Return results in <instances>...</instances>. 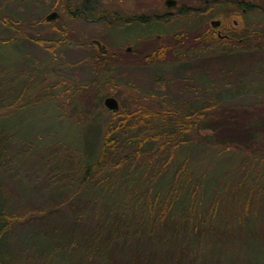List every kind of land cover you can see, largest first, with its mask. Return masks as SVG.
<instances>
[{
	"label": "rangeland",
	"instance_id": "obj_1",
	"mask_svg": "<svg viewBox=\"0 0 264 264\" xmlns=\"http://www.w3.org/2000/svg\"><path fill=\"white\" fill-rule=\"evenodd\" d=\"M60 1L0 0V73L8 82L16 78L20 84L24 82L28 88L17 89L15 86L10 88L8 86L6 93L0 95V101L3 103L14 101L13 105L5 107H1L0 104L2 108L0 120L5 126L2 137L11 148L4 154L3 165L6 167L0 170V179L5 184L9 205L15 213L17 211L23 214L31 208L35 210L28 215L30 217L28 222L21 220L1 242L0 249L3 255H0V261L6 264L96 263L93 260L88 261L89 257L86 254L94 247L91 232L100 220L96 219L95 211L103 204L100 202L98 192L104 188L99 184L85 185L87 188L74 194L72 200L63 201L80 185L78 156L67 151L68 149L65 150L63 143L68 142L71 146L81 148L86 136L82 132L85 125L98 123L102 128L107 126L111 114L103 104L106 97L114 96L120 106L133 104V97L150 94L148 91L153 88L156 79L162 82L158 87L163 92L177 93L184 83L175 80L177 64L185 61L196 66L205 65L203 62L206 57L231 50L232 45L228 37H221L225 33L229 36L237 35L238 42L239 40L241 43L248 42L245 54H251L252 57L248 62L243 56L242 58L239 56L238 59L236 57L238 67L227 77L236 80L234 81L236 85L243 82V88L236 91L223 89L220 92H224V99L237 102L241 108L243 106L248 109L254 106V101L264 98V9L257 5L260 3L264 6V0H240L258 6L251 10L235 5L233 0H216L211 15L210 12L201 11L180 15L181 7L185 6L188 12L190 8L193 11V7L190 6L198 0H176V4L169 7L166 0H100V4L101 1L107 3L111 11L108 9L107 17L92 21L88 17L79 20L70 15V12H61L57 9L58 6L50 7L55 2L61 3ZM209 1L212 0H201L200 3L202 5L203 2ZM32 11L35 15L34 21H29L27 25L21 20L17 21L19 24L16 28H9L1 20L3 14L13 18V12L30 15ZM52 11H57L59 16L54 20L45 21L46 16ZM113 11L122 12L124 16H131L133 19L155 13L170 19L165 22L158 21L157 25L129 24L124 20L112 21ZM213 20H220L221 24L215 27L212 24ZM62 27L67 28L68 34L64 41L56 45L60 41L59 31ZM208 27L216 33L215 40H197ZM157 29L159 31L156 32ZM261 29V33L253 36L254 32H260ZM153 31L154 34L150 35L149 33ZM17 34H26L27 37L18 38L15 36ZM181 36L183 38L180 42ZM12 37L13 41L4 45V41ZM31 37L47 38L49 41L45 44L36 43ZM93 39L101 40L99 47L107 46L106 52L110 51L111 57L114 54L112 82L109 85L101 81L102 90L105 91L101 106L95 103L97 95L95 87L98 85L91 82L102 73L101 66L96 64L94 57L97 50L101 52L102 50L95 45H89ZM159 50L165 52L164 59L147 60V57L152 59ZM203 70L210 68H202L197 72L201 73ZM212 71L213 76L219 77L218 70ZM220 80L221 89L225 88L223 84L227 80L223 78ZM168 84L172 88H169ZM226 87L233 88V85L228 84ZM182 92V95L172 93L171 96H180L179 102L186 108L196 103V100L206 101V96L212 100L219 93L216 90L204 93L202 88L191 89L190 86L183 87ZM83 102L86 105H82ZM75 105H79V108L74 107ZM89 111L100 113L95 116ZM211 146V143L201 142L189 150L192 157L198 161L195 164L197 168L204 164L206 165L204 171L231 167L233 170L225 172L229 177L233 171H242L244 175L247 174V169H251L249 165L252 166V163L249 162H254V157L250 150L232 147L230 151L215 156L213 154L216 146ZM206 157L210 159L207 160ZM241 158H246L249 164L240 165ZM171 174L167 176L170 177ZM115 180H121L125 184L124 173L116 174ZM106 190L105 193L112 195L116 200L127 201L120 192L121 189L110 188L113 193L107 187ZM232 194L233 204L228 203L227 210L230 219L236 212L238 215L245 213V210L241 209L244 207L241 205L244 202L241 199L243 191H235ZM88 201L90 202L87 203ZM85 203L86 209L82 207ZM140 212L141 210H137L133 215H128L129 217L127 214L123 216V223L117 235L127 233L133 241L140 238L142 242L138 244L142 243L141 258L149 256L154 264H163L162 260L155 256L158 254L143 255L144 242L154 233L150 234L148 229L150 223L143 220L144 215ZM131 217L133 221L129 222ZM14 218L15 216H12L9 219ZM75 219L78 220L79 227L76 229L75 224V232L70 239L65 231L74 226L72 223ZM9 222L13 224L12 221ZM259 226L264 244V219L260 221ZM224 234L227 236H223L224 243L221 247L225 253L220 264H250L252 258L248 262L227 259L228 255H235L237 251L244 249L241 243L247 233L244 231L238 235L239 237L233 233L228 235L225 231ZM213 246L216 247V244L213 243ZM188 250L192 252L184 253L183 264L194 262V256L197 254L192 249ZM258 252L263 256V251ZM103 263L99 257L97 264ZM200 263L206 264L202 257Z\"/></svg>",
	"mask_w": 264,
	"mask_h": 264
},
{
	"label": "trees",
	"instance_id": "obj_2",
	"mask_svg": "<svg viewBox=\"0 0 264 264\" xmlns=\"http://www.w3.org/2000/svg\"><path fill=\"white\" fill-rule=\"evenodd\" d=\"M198 1L194 3L195 5L190 6L193 7V11L190 8L188 12L185 6L181 7L180 15L193 14L197 11L210 12L211 15V9L216 0H212L213 3L212 1L203 2L202 5L201 0ZM60 2H55L50 7L58 6L57 9L61 12H70V15L79 20L86 19V17L99 20L107 17V11L110 10L108 4L102 1L100 4V0H61ZM233 2L246 10L258 7L255 4L253 6L252 2L240 0H233ZM257 5L264 9L262 4ZM13 14V18L5 14L1 16V20L9 28H16L19 24L17 21L22 20L24 25H27L35 18L33 11L30 12V15L27 13L19 15L17 12H13ZM115 14L112 21L123 22L124 20L129 24L151 25L153 23L157 25L158 21L165 22L170 19L156 13L134 19L131 16H124L122 12ZM42 20L44 21V18ZM45 21L47 20L45 19ZM211 30L210 27L206 28L205 33L199 35L197 40L210 39L214 41L217 36L214 30ZM261 31L262 29L260 32H254L253 36L258 35ZM154 32L149 34L153 35ZM59 33L60 41L56 45L66 39L67 28L62 27ZM15 36L18 38L27 37L26 34ZM179 38L181 42L183 36ZM31 40L44 44L49 41L47 38L35 39V37H31ZM12 41L13 37L4 41V45ZM228 41L231 42L230 49L232 51L228 50L206 57L203 62L205 65L198 64L200 68L196 64L185 61L177 64L175 80L184 82L177 93L163 92L158 87L162 85V82L156 79L153 88L148 91L150 94H143L138 98L133 97V104H121L118 110L109 111L111 118L106 127L102 128L98 123H86L87 125L83 127L85 130L82 131L86 136H84L81 148L71 146L68 142L63 143L65 150L68 149L67 151L78 156L77 160L80 161L78 180L80 185L63 201L72 200L74 194L76 195L77 192H82L87 188L84 187L85 185L99 184L104 188L98 192L100 202L103 204L95 211L96 219L100 220H98L94 231L91 232L92 240L95 243L94 247L90 249L91 251L86 254L89 257L88 261L93 260L97 264L98 258L101 257L104 261L103 264H154L149 256H145L146 259L145 257L141 258L142 243L138 244V242H142L140 238L134 242L127 233L122 236L117 235V231L123 223V216L126 214L131 216L137 210H141V215H144L143 220L150 223L148 228L150 234L154 233L153 236L145 240L143 255L158 254L154 255L162 260L163 264H183L184 253L192 252L188 249L197 252L194 262L191 264H202L200 263L201 257L206 264H220L225 253L221 247L224 243L223 236H227L224 231L228 235L233 233L236 236L244 231L247 233L241 243L244 249L240 250L243 252L239 250L235 255H231L229 251L228 260L241 259L248 262L252 258L250 264H264V244L259 226L260 221L264 219V98L254 101V106L248 109L243 106L241 108L237 102L224 99V92H220L223 89L236 91L243 88V82L236 85L234 83L236 80L229 77L238 67V57L242 58L243 56L247 62L252 57L251 54H245L248 42L241 43L239 40V43L237 35L234 34L228 37ZM89 45L94 44L90 43ZM163 50L154 54L152 59L147 57V60L164 59L165 52ZM97 51L94 57L96 64L101 66L100 72L102 73L97 78L94 77L91 83L98 85L95 87L97 88L95 103L101 106L102 97L105 94L101 87V81L111 84L114 62L113 56L109 55L110 51L108 53ZM202 68H210V70L197 72ZM212 70H218L219 77L213 76ZM227 75L229 76L227 77ZM220 78L227 80L223 84L225 88L221 89ZM24 84V82L20 84L16 78L8 82L0 73V95L6 93L8 86L9 88L15 86L17 89H28ZM228 84L233 85V88L226 89ZM186 86H190L191 89L202 88L204 93H208L210 90H216L219 93L212 100L206 96V101L198 100L197 102L196 100V103L186 108L180 104L178 98L180 96H171L172 93L182 95L183 87ZM111 87L113 86L111 85ZM7 103L0 101L1 107L13 105L14 101L11 100ZM82 105L86 104L83 102ZM89 112L94 113L95 116L100 113ZM2 122L0 120V170L6 167L3 165L4 154L8 149H11L2 137V131L5 128ZM203 131L206 132L203 133ZM201 142L211 143V147L216 146V151L213 154L215 156L230 151L232 147L250 150L254 157V162H249L252 163V166L249 165L251 169H247V174L244 175H242V171H233L229 177L225 172L233 170L231 167L224 170L219 167L217 171H204V166H206L204 164L197 168L195 164L198 161L192 157L189 150ZM179 155L182 157L180 158ZM246 161H248L246 158H241L240 165L249 164ZM122 172L126 179L125 184L121 180L114 181V176L118 173L122 174ZM169 173H172L170 177L167 176ZM240 176L244 177L241 179ZM4 185L0 179V248L1 242L7 238L16 225L21 220L28 222L30 218L28 215L35 211L30 207L28 212L21 214L16 211L15 213L9 205L10 200ZM106 187L109 190L110 188L121 189L120 192L127 201L120 202L112 195L105 193L107 192ZM239 190L243 191L241 199L244 202L241 205L244 207L241 209L245 210V213L238 215L239 213L236 212L230 219V213L227 212L228 203L232 202L233 204L232 193ZM105 202L111 204L108 205ZM82 207L86 209L87 204L85 203ZM226 207L227 209H225ZM117 209L121 211L117 212ZM80 212L82 213V211ZM12 216L15 218L9 219ZM9 220L13 222L12 225ZM130 221H133V217ZM72 224L74 226L65 231L70 239L73 238L74 227L76 225V229L79 227V222L76 219ZM107 231H109L108 234H105ZM90 240L91 238L88 239V241ZM213 243L216 244V247L213 246ZM258 251H263V256L259 255ZM0 255H3L1 249ZM90 258L92 259L90 260Z\"/></svg>",
	"mask_w": 264,
	"mask_h": 264
},
{
	"label": "water",
	"instance_id": "obj_3",
	"mask_svg": "<svg viewBox=\"0 0 264 264\" xmlns=\"http://www.w3.org/2000/svg\"><path fill=\"white\" fill-rule=\"evenodd\" d=\"M166 4L168 6H172V5H175L176 4V0H166ZM58 12L57 11H52L51 13H49L47 16H46V19L48 21L50 20H54L58 17ZM212 24L215 26V27H218L220 24H221V21L220 20H213L212 21ZM93 43H97L98 45L101 44V42L98 40V39H93L92 41ZM101 48L104 50L105 49V46L101 45ZM105 104L106 106H108L110 109L112 110H115L116 108H118V100L117 98H115L114 96H108L106 97L105 99ZM0 264H6V263H3L0 261Z\"/></svg>",
	"mask_w": 264,
	"mask_h": 264
},
{
	"label": "flooded vegetation",
	"instance_id": "obj_4",
	"mask_svg": "<svg viewBox=\"0 0 264 264\" xmlns=\"http://www.w3.org/2000/svg\"><path fill=\"white\" fill-rule=\"evenodd\" d=\"M85 1H88V0H85ZM113 13H114V14H113V17H114V16L116 15L115 13H119V12H118V11H115V12L113 11ZM95 19H96V18H90L91 21H92V20H95ZM87 20H89V19H87ZM226 36H227V37H230L229 35H226L225 33L221 35V37H226ZM100 41H101V40H100ZM101 42H102V41H101ZM93 44H94L97 48H99L100 50H102L103 52H106V51L108 50V47H107V46H106L107 48L105 47V49L103 50L102 48L99 47V45H98L97 43H93ZM131 50H132V49H131ZM113 57H114V54H113ZM113 62H114V59H113ZM113 68H114V67H113Z\"/></svg>",
	"mask_w": 264,
	"mask_h": 264
},
{
	"label": "bare ground",
	"instance_id": "obj_5",
	"mask_svg": "<svg viewBox=\"0 0 264 264\" xmlns=\"http://www.w3.org/2000/svg\"><path fill=\"white\" fill-rule=\"evenodd\" d=\"M168 6V5H167ZM169 7V6H168ZM168 7H166L167 9H169ZM59 16V15H58ZM47 20V19H46ZM48 21V20H47ZM157 28H159V26H157ZM158 30V29H157ZM93 43V42H92ZM106 99V98H105ZM105 99L103 100V104L105 105V107H107V109L110 111V112H114L116 110H118L120 108V103L118 102V108H116L115 110H112L110 109L108 106H106L105 104Z\"/></svg>",
	"mask_w": 264,
	"mask_h": 264
}]
</instances>
